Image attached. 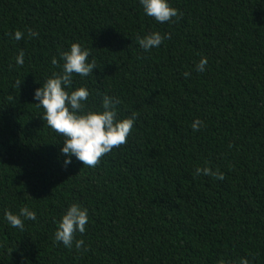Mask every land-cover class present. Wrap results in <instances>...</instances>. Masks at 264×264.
Listing matches in <instances>:
<instances>
[{
	"label": "trees",
	"instance_id": "obj_1",
	"mask_svg": "<svg viewBox=\"0 0 264 264\" xmlns=\"http://www.w3.org/2000/svg\"><path fill=\"white\" fill-rule=\"evenodd\" d=\"M170 2L181 15L157 23L139 0H0V264H264V0ZM152 31L169 38L145 52ZM74 42L97 69L70 90L136 114L95 167L63 166L33 100ZM205 166L223 179L194 174ZM71 203L89 212L79 251L54 240ZM25 206L36 219L21 231L4 213Z\"/></svg>",
	"mask_w": 264,
	"mask_h": 264
},
{
	"label": "clouds",
	"instance_id": "obj_2",
	"mask_svg": "<svg viewBox=\"0 0 264 264\" xmlns=\"http://www.w3.org/2000/svg\"><path fill=\"white\" fill-rule=\"evenodd\" d=\"M144 14L153 18L157 23L171 22L181 13L172 6L170 0H139ZM23 33L16 31L14 38L20 40ZM29 37L37 36V33L28 30ZM169 38L168 33L161 34L158 31L149 32L142 37H137L139 47L149 52ZM90 50L78 42L70 45L67 51L59 53L62 61V71L53 72L40 87L33 93V100L37 107L44 110L42 120L47 122L55 133L63 137V146L60 149L65 157L63 166L67 167L72 163L74 157L82 162L84 166L95 167L102 156L109 153L113 148H118L127 143V138L133 130L136 121V114L126 118H120L117 105L119 99L104 95L99 108L87 109L86 102L90 95L89 90L78 87L70 90L73 75L78 74L81 78L88 77L97 69L94 60H89ZM17 65H23L24 53L20 51L15 58ZM52 65H57L56 57L51 60ZM207 57H202L195 66L198 73L206 70ZM185 77L189 73H184ZM20 82H18V85ZM204 126L199 119L195 120L191 127L193 131H199ZM196 176L201 174L223 179L219 170L213 171L205 166L195 169ZM5 221L13 228L21 231L24 229L25 220H35V211L28 207L19 209L18 214L6 211ZM89 223L88 209L81 203H71L58 222L54 233V240L61 242L65 248L75 247L80 250L84 244L83 240L75 239L76 233L83 234L86 224ZM86 250V248H85ZM237 264H249L247 259H240Z\"/></svg>",
	"mask_w": 264,
	"mask_h": 264
}]
</instances>
